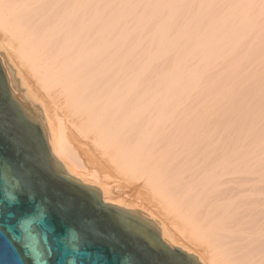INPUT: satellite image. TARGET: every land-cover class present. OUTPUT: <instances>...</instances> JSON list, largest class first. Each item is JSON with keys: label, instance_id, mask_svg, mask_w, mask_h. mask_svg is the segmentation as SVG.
I'll return each mask as SVG.
<instances>
[{"label": "bare ground", "instance_id": "obj_1", "mask_svg": "<svg viewBox=\"0 0 264 264\" xmlns=\"http://www.w3.org/2000/svg\"><path fill=\"white\" fill-rule=\"evenodd\" d=\"M0 62L103 203L200 264H264V0H0Z\"/></svg>", "mask_w": 264, "mask_h": 264}, {"label": "water", "instance_id": "obj_2", "mask_svg": "<svg viewBox=\"0 0 264 264\" xmlns=\"http://www.w3.org/2000/svg\"><path fill=\"white\" fill-rule=\"evenodd\" d=\"M16 95L9 88L6 73L0 62V157L19 161L21 166L33 171L36 197L51 210V205L42 200L47 196L55 205L64 196L76 199L77 206L70 212L56 214L52 210L51 219L34 225V232H24L28 243V254L33 264H40V250L47 247L53 264H200L198 260L178 248L165 244L157 226L139 213L103 203L101 194L95 187L83 185L67 175L60 163L51 155L43 129L44 118L40 106L18 81L12 83ZM0 173V203L12 206V196L19 200V211L31 212L33 204L25 192L6 184ZM48 183L45 192L40 181ZM82 193L89 194L94 202L102 205L103 212H96L82 202ZM82 216H93L103 235L92 236L91 244L80 242L74 250L70 243V230L79 231ZM15 225L18 221L14 220ZM19 232V229L17 230ZM43 235L44 240L40 239ZM3 259L10 261L7 252Z\"/></svg>", "mask_w": 264, "mask_h": 264}, {"label": "snow or ice", "instance_id": "obj_3", "mask_svg": "<svg viewBox=\"0 0 264 264\" xmlns=\"http://www.w3.org/2000/svg\"><path fill=\"white\" fill-rule=\"evenodd\" d=\"M0 173L3 174L2 179L6 184L10 183L18 191L25 192L27 199L33 204L31 212L21 213L19 211V200L16 196L11 197L13 201L11 207L7 202L0 203V264H33L28 254V243L24 238V232L32 233L34 232V225L42 223L46 217L51 219L52 210L56 214L72 211L77 206V201L71 196H64L61 201L52 205L48 197L43 196L42 200L51 205V210L43 207L41 203L35 202L36 190L33 171L27 168L26 165L22 167L19 161L5 160L0 157ZM40 185L46 192L48 188L47 181L41 180ZM82 202L96 212H103L102 205H99V202L92 201L87 193H82ZM14 220L18 221L15 225L12 223ZM80 223L82 227L79 231L70 230L69 240L74 250L80 242L91 244L92 236L103 235L98 228L95 217L82 216ZM40 239L44 240L42 234ZM5 252L12 257L10 261L3 259ZM53 254L47 247L40 250V264H53L51 259L45 258ZM169 264H178V262L170 260Z\"/></svg>", "mask_w": 264, "mask_h": 264}, {"label": "rangeland", "instance_id": "obj_4", "mask_svg": "<svg viewBox=\"0 0 264 264\" xmlns=\"http://www.w3.org/2000/svg\"><path fill=\"white\" fill-rule=\"evenodd\" d=\"M81 161H83V162H81V164H83V165H85V166H87L88 168H87V170L88 171H86V167L84 168L83 167V165H81L80 166V170L78 169V168H76V170L78 171H76L77 173H80V175L83 177V178H81L82 180H84L85 178V180L84 181H87L88 182V180H87V174H88V172L89 173H93L94 175L96 174V176H98L97 178H99L100 180H101V178H102V180H106V181H109V182H112V183H116V182H118L120 179H119V177H118V175L115 173V172H113V171H111V170H107V169H104L102 166H100V164H98V163H92V162H88V163H86V161H84L83 159L81 160ZM59 163V162H58ZM86 163V164H85ZM92 164V165H91ZM94 164V165H93ZM60 165L62 166V164L60 163ZM63 167V166H62ZM82 167H83V169H82ZM64 169V168H63ZM92 170L93 171H95V172H92ZM65 171V170H64ZM83 171L85 172H87V173H83ZM66 172V171H65ZM110 172V173H109ZM67 173V172H66ZM83 175H82V174ZM114 173V174H113ZM71 177H73V176H71ZM85 177V178H84ZM74 178V177H73ZM130 192H133V191H125L124 192V195L123 194H121L120 193V195L121 196H118L119 198H116V200L118 199H125L126 201H128V200H130V199H132L131 201H128V202H130V203H132V206H135V208L134 207H132L133 208V210H147V208H149L148 209V213L150 212V213H153V215L154 214H156L157 212V210H156V208L155 207H153L151 204H149V202H147V200H145V197H144V195H142V193L140 192V193H136V192H133V193H135V194H133V193H130ZM115 193V192H114ZM116 194H118V193H116ZM137 194V195H136ZM137 204V205H135V204ZM142 208V209H140V207ZM139 207V209H137ZM130 209H132L131 207H129ZM145 210V211H146ZM139 211H137V212H139ZM140 213H142V212H140ZM157 216V215H156ZM177 240V239H176ZM177 241H179L180 242V238H179V240H177ZM181 241H182V239H181ZM183 242V241H182ZM184 243H186L185 242V240H184Z\"/></svg>", "mask_w": 264, "mask_h": 264}]
</instances>
